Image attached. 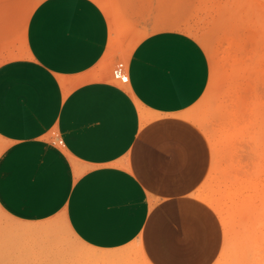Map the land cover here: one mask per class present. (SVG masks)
I'll use <instances>...</instances> for the list:
<instances>
[{"label":"crops","instance_id":"1","mask_svg":"<svg viewBox=\"0 0 264 264\" xmlns=\"http://www.w3.org/2000/svg\"><path fill=\"white\" fill-rule=\"evenodd\" d=\"M167 2L34 7L22 53L0 62V207L26 224L61 216L86 247L123 251L122 264H231L259 231L264 194L257 178L218 170L194 112L209 58L161 27Z\"/></svg>","mask_w":264,"mask_h":264},{"label":"rangeland","instance_id":"2","mask_svg":"<svg viewBox=\"0 0 264 264\" xmlns=\"http://www.w3.org/2000/svg\"><path fill=\"white\" fill-rule=\"evenodd\" d=\"M40 1L42 0H0V36L5 48L0 49V62L22 53L25 23ZM97 1L106 11L110 9L112 0ZM167 6L168 26L161 27H173L193 35L202 44L209 58L210 80L194 107V112L204 135L215 148L213 156L218 170L223 164L227 170H232L233 177L257 178L259 184L255 187H259L261 194H264V129L253 130L254 119L250 115L253 119L250 121L248 113H244L243 117L246 116V119L242 120V123L247 121V125L243 123L244 126H239L243 113L240 109L243 107L244 111L248 108L249 111H246L251 112L250 105H246L249 98V102L256 101L264 111V21L260 19L264 14V0H168ZM11 31L13 38L10 43ZM141 36L142 34H133L129 44L126 43L124 48L122 47V53L128 54ZM257 54L259 55L255 57ZM126 58L127 55L122 56L123 60ZM244 60L249 61L247 66L250 72H243L247 67L243 64ZM248 75L255 76L253 78L256 80H252V76ZM244 80L246 84L255 83L251 86L245 84L246 88L244 85L242 88L239 85L244 84ZM240 87L245 94L240 92ZM240 94L249 97L241 98ZM228 101L236 104L235 109ZM244 102L246 108L243 106ZM236 114L241 116L240 120ZM246 126L251 127L246 129ZM4 146L5 142L0 138V153ZM260 213L264 214V205L260 208ZM67 225L61 216L37 223H20L0 207V264H108L103 263L104 261L112 263V258H88L92 255L105 256L103 254L107 251L99 253L86 247L69 231ZM259 225L261 229L255 234L251 229L244 232L243 248L234 246L231 264H258L257 254L253 256L252 253L259 244L258 235L264 231V219L259 221ZM46 227H51L52 235H48ZM251 257L254 259H250ZM260 262L264 264V261ZM126 264L138 263L133 260Z\"/></svg>","mask_w":264,"mask_h":264},{"label":"bare ground","instance_id":"3","mask_svg":"<svg viewBox=\"0 0 264 264\" xmlns=\"http://www.w3.org/2000/svg\"><path fill=\"white\" fill-rule=\"evenodd\" d=\"M261 16V15H260ZM260 16H259V18H260ZM251 19V18H250ZM260 19H262L263 21H264V14H262V18H260ZM262 21V22H263ZM257 22V21H256ZM264 23V22H263ZM255 28V27H254ZM260 28V27H259ZM264 29V28H263ZM254 30V29H253ZM258 30V29H257ZM261 31H262V29H261ZM256 32V31H255ZM254 32V33H255ZM259 32V31H258ZM257 33V32H256ZM263 34H264V32H263ZM256 35V34H255ZM260 35V34H259ZM257 36V35H256ZM263 37H264V35H262ZM256 38V37H255ZM259 37H257V39H258ZM261 39V38H260ZM259 40V39H258ZM260 41H262V40H260ZM259 41V42H260ZM261 43V42H260ZM256 44H258V42H256ZM263 44V43H262ZM264 45V44H263ZM258 46H256V51H257V48ZM262 47V46H261ZM258 51H260V50H258ZM264 50H262V52H263ZM257 53V52H256ZM264 53V52H263ZM254 54V53H253ZM253 54H252V56H253ZM260 54V53H259ZM259 54H257V55H255V57L256 56H258ZM249 56H251V55H249ZM251 58V57H250ZM258 58V57H257ZM248 60V59H247ZM245 61V60H244ZM258 61V60H257ZM261 62H262V60H260ZM257 63V62H256ZM259 63V62H258ZM243 64H245V66H247L248 64H250L249 63V61L248 62H244ZM264 64V63H263ZM256 65V64H255ZM258 65V64H257ZM260 65V64H259ZM250 67H252V65H250ZM254 67H252V69H253ZM263 68V67H262ZM261 69V68H260ZM244 70L245 71H243V72H246V70H248V66L247 67H245L244 68ZM255 70V69H254ZM248 72H250L249 70H248ZM259 72V71H258ZM264 72V71H263ZM257 73V72H256ZM256 73H254V74H256ZM262 73V72H261ZM244 74V73H243ZM247 74V73H246ZM253 74V75H254ZM262 75V74H261ZM249 76V75H248ZM250 76H252V75H250ZM249 76V77H250ZM257 76H259V75H257ZM255 78V76H252V78ZM248 78V77H247ZM252 79V80H256V79ZM257 78H259V77H257ZM245 79V78H244ZM246 80V79H245ZM245 80L244 81H242V82H245ZM247 81H248V79H247ZM251 84H248L249 86H251L252 84H254L255 82H250ZM245 84H246V82L244 83V84H242V85H239V86H241L242 88H243V85H244V87H245ZM246 84V85H247ZM248 86V87H249ZM239 88V89H241V91L240 92H242L243 94H245L242 90V88ZM248 87H247V89H248ZM246 88V87H245ZM250 89H251V87H249ZM238 89V90H239ZM247 92V91H246ZM237 93V92H236ZM238 94H239V92H238ZM248 94V93H247ZM241 95V94H240ZM235 96H236V94H235ZM247 97H245V96H242L241 95V98L242 97H244V98H248L249 96L248 95H246ZM234 99V98H233ZM250 99V98H249ZM249 99H248V102L246 101L247 99H245V102H247V104L244 102V107L246 108V106H245V104L248 106V105H250V110H251V112H247L246 110H248V108H246V109H244V111H243V107H242V109H240V110H242V119H241V116H239L238 114H236L237 116H239L240 118H239V120L241 121V123L239 124V122H238V124H239V126H241L243 123L244 124H246L247 123V121L246 122H243L242 123V120H244V119H246L245 117H243V115H244V113H248V115L247 114H245V115H247L248 117H251L250 115H252V117H253V119H254V122H252L253 123V125H252V127H253V130H262V129H264V111L261 109V107H260V104H258L256 101H254V100H251L250 102H252V104H248V103H250L249 102ZM235 100V99H234ZM243 101H244V99H243ZM234 102H236V101H234ZM228 103H231V102H229L228 101ZM233 103V102H232ZM231 103V104H232ZM233 105V104H232ZM236 104L234 103V105L232 106L233 108L234 107H236L235 106ZM242 105V104H241ZM230 108V107H229ZM235 109V108H234ZM231 111V110H230ZM246 111V112H245ZM249 111V110H248ZM232 112V111H231ZM237 113V112H236ZM249 113H251V114H249ZM230 114H232V113H230ZM240 114V113H239ZM234 115V114H233ZM221 116V115H220ZM230 116V115H229ZM232 116V115H231ZM233 117V116H232ZM252 117H251V119H249L250 121L251 120H253L252 119ZM234 118V117H233ZM244 118V119H243ZM219 119H221V118H219ZM218 119V120H219ZM226 119V118H225ZM224 119V120H225ZM236 119H238L237 117H236ZM212 120V119H211ZM215 121V120H214ZM234 121H236L235 119H234ZM238 121V120H237ZM251 123V124H252ZM221 125H222V123H220ZM225 124V123H224ZM251 124H248V125H251ZM230 125V124H229ZM232 125V124H231ZM247 125V124H246ZM242 126H244V125H242ZM241 126V127H242ZM236 127V126H235ZM247 128L246 129H249V127H251V126H246ZM233 129V128H232ZM231 129V130H232ZM235 129V128H234ZM251 129V128H250ZM240 130H242V128H240ZM245 130V129H244ZM243 131V130H242ZM2 209V208H1ZM68 226V225H67ZM262 226V225H261ZM46 229V232L48 233V235L50 234V235H52L51 234V232H53V230L51 229V227H46L45 228ZM68 229H69V231L76 237V235L72 232V230L70 229V227L68 226ZM260 229H261V227H260ZM263 229H264V226H263ZM40 233V232H39ZM259 236V241H261L262 240V238H264V231L262 230V232L258 235ZM255 237V236H254ZM262 241H264V240H262ZM264 244V243H263ZM261 245V244H260ZM263 246V245H262ZM115 251V250H114ZM142 252V251H141ZM103 255H105V256H102V254L101 255H96V256H93L92 255V257L91 256H88V258H91V259H96V260H100V259H102V257H105L106 259L107 258H112V263H115V264H117V263H123V261H122V259L124 258V252L123 251H118L117 250V252H106V254H103ZM94 257V258H93ZM144 257V256H143ZM143 260V259H142ZM144 261V260H143ZM99 262V261H98ZM105 262V261H104Z\"/></svg>","mask_w":264,"mask_h":264}]
</instances>
